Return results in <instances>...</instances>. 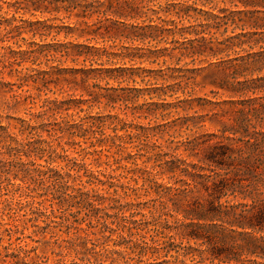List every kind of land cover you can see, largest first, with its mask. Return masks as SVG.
<instances>
[{"label":"clouds","instance_id":"obj_1","mask_svg":"<svg viewBox=\"0 0 264 264\" xmlns=\"http://www.w3.org/2000/svg\"><path fill=\"white\" fill-rule=\"evenodd\" d=\"M0 264H264V0H0Z\"/></svg>","mask_w":264,"mask_h":264}]
</instances>
